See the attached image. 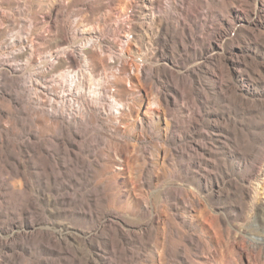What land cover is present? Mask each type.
<instances>
[{
    "label": "rangeland",
    "instance_id": "rangeland-1",
    "mask_svg": "<svg viewBox=\"0 0 264 264\" xmlns=\"http://www.w3.org/2000/svg\"><path fill=\"white\" fill-rule=\"evenodd\" d=\"M0 264H264V0H0Z\"/></svg>",
    "mask_w": 264,
    "mask_h": 264
},
{
    "label": "bare ground",
    "instance_id": "bare-ground-1",
    "mask_svg": "<svg viewBox=\"0 0 264 264\" xmlns=\"http://www.w3.org/2000/svg\"><path fill=\"white\" fill-rule=\"evenodd\" d=\"M122 42V41H121Z\"/></svg>",
    "mask_w": 264,
    "mask_h": 264
}]
</instances>
